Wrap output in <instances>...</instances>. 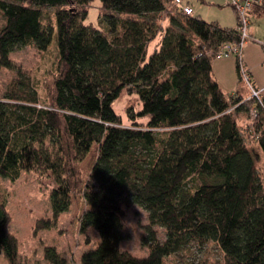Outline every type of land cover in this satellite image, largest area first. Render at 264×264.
I'll return each instance as SVG.
<instances>
[{"label":"trees","instance_id":"trees-1","mask_svg":"<svg viewBox=\"0 0 264 264\" xmlns=\"http://www.w3.org/2000/svg\"><path fill=\"white\" fill-rule=\"evenodd\" d=\"M92 2L0 0V67L14 69L12 52L46 51L53 38L57 54L46 100L24 77L0 99V183L23 171L52 177L51 217L36 230L55 227L81 195L79 230L98 236L81 264H165L208 242L222 253L220 264H264V164L263 177L257 168L264 163V87L252 97L237 60V85L226 98L212 67L222 44L239 41L238 22L208 23L173 0H99L100 30L85 23ZM46 8L55 9L53 24L44 23ZM250 13L264 16V0ZM123 92L141 104L128 112L131 126L113 109ZM138 118H147L144 127ZM94 144L83 180L78 165ZM8 197L0 184V255L20 264ZM131 205L147 212L143 256L120 247ZM43 251L50 264H66L55 247Z\"/></svg>","mask_w":264,"mask_h":264},{"label":"rangeland","instance_id":"rangeland-1","mask_svg":"<svg viewBox=\"0 0 264 264\" xmlns=\"http://www.w3.org/2000/svg\"><path fill=\"white\" fill-rule=\"evenodd\" d=\"M189 2L194 8L195 16H199L208 23L221 21L223 25L233 27L238 22L236 11L226 3V0H189ZM54 10L53 8L44 9V23L53 24ZM87 10L85 23L102 30L98 21L101 13L99 0H93ZM248 17L250 37L244 45L243 52L249 44L256 49L248 55L249 60L243 57V54L242 59L246 69L248 67L245 60L250 64L252 85L260 88L264 85V48L261 44L264 42V16L250 13ZM54 46H56L55 38L49 49L43 52L34 46L21 47L12 52L10 59L14 64V69L0 67V99L3 98L13 80L24 77L29 78L33 83L41 100H46L56 70L57 54ZM237 60V56L232 54L224 58H215L212 61L213 73L226 98H229L237 85ZM252 65L256 68L253 69ZM140 108L138 95L126 92H123L120 98L113 103V109L124 126L132 125L128 112L136 113ZM136 122L144 127L147 118H138ZM96 155L97 145L94 144L88 155L79 163L78 167L83 180H87ZM263 164L262 160L257 162L261 177H263ZM0 184L9 196L6 207L9 216L8 228L17 240V259L20 264H50L44 258L43 250L46 246L55 247L65 258L66 264H81V253L95 247L98 241L96 232L91 228L84 233L79 230V217L85 209L80 194L72 197L69 209L58 217L55 227L49 230H36L35 226L39 220L51 217L49 194L54 186L52 177L49 174L41 175L38 172L23 171L16 181L10 182L2 179ZM147 222V212L141 207L131 205L124 209L125 240L120 245L122 250L135 256L146 255V249L141 245V237L143 225ZM155 229L158 231L159 240H163V229L159 227ZM221 262L222 253L213 242H208L203 247L189 245L165 259V264H220ZM0 264H8L2 254Z\"/></svg>","mask_w":264,"mask_h":264},{"label":"built area","instance_id":"built-area-1","mask_svg":"<svg viewBox=\"0 0 264 264\" xmlns=\"http://www.w3.org/2000/svg\"><path fill=\"white\" fill-rule=\"evenodd\" d=\"M262 0H226L228 5H231L237 14L238 20V31H239V41L233 44H222L218 51L216 52V58H224L229 55H236L239 62V72L250 89V95L255 98H259V93L263 88H256L251 83V75L248 69L245 68L242 54L246 41L249 39L250 35L248 33L249 17L252 10V4L254 2H260ZM173 5L177 6L178 9L185 15H192V9L188 5L183 4L182 0H173ZM264 46V42H261Z\"/></svg>","mask_w":264,"mask_h":264},{"label":"crops","instance_id":"crops-1","mask_svg":"<svg viewBox=\"0 0 264 264\" xmlns=\"http://www.w3.org/2000/svg\"><path fill=\"white\" fill-rule=\"evenodd\" d=\"M182 2H183V4H185V5H188L189 7H191V9H192V15H195V13H194V8H193V6L191 5V3L189 2V0H182ZM219 23V25L220 26H223V27H227L228 25H223L222 23H221V21H218ZM236 25V24H235ZM234 25V26H235ZM230 26H232V25H230ZM255 49L256 48H254V46H252V45H248L246 48H245V50H244V52H243V57H245L246 59H248V55L251 53V52H253V51H255ZM249 60V59H248ZM247 60H245V64H246V66L248 67V70L250 69V64H249V62L247 61ZM249 64V65H248ZM252 67H253V69L254 68H256V66L254 67V65H252ZM250 72V71H249ZM264 87V85H261V87L260 88H263Z\"/></svg>","mask_w":264,"mask_h":264}]
</instances>
